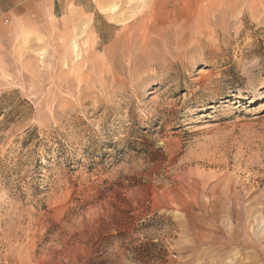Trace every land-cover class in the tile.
I'll return each instance as SVG.
<instances>
[{
  "label": "rangeland",
  "instance_id": "1",
  "mask_svg": "<svg viewBox=\"0 0 264 264\" xmlns=\"http://www.w3.org/2000/svg\"><path fill=\"white\" fill-rule=\"evenodd\" d=\"M43 6L0 26V264H264V0L60 3L61 57Z\"/></svg>",
  "mask_w": 264,
  "mask_h": 264
},
{
  "label": "crops",
  "instance_id": "2",
  "mask_svg": "<svg viewBox=\"0 0 264 264\" xmlns=\"http://www.w3.org/2000/svg\"><path fill=\"white\" fill-rule=\"evenodd\" d=\"M92 0H0V26L7 25L11 28H15L19 21L22 19H29L31 17H38L39 9L46 5L47 16L45 20L50 24V17L55 18L54 11L56 8H61L60 3H66L70 5L67 10L64 9L63 13L58 16L62 17L71 12L75 17L81 15H88L86 11V2ZM96 1V0H95ZM100 5V1H99ZM45 6H43L44 8ZM43 10V9H42ZM35 12V14H34ZM32 22V26H33ZM23 30H20L18 36L22 37Z\"/></svg>",
  "mask_w": 264,
  "mask_h": 264
},
{
  "label": "bare ground",
  "instance_id": "3",
  "mask_svg": "<svg viewBox=\"0 0 264 264\" xmlns=\"http://www.w3.org/2000/svg\"><path fill=\"white\" fill-rule=\"evenodd\" d=\"M108 11H109V14L114 15V12H115L114 6L110 7L108 9ZM196 13H197V11H196ZM66 20L67 19L64 18V17L58 19L55 16V18H52L51 23H50V28H49L50 35L53 36L54 41H56V43L58 45L57 48L59 49L58 53H59L60 57H61V55L63 56L62 53L63 52L65 53V50H67L68 47L73 52H77L78 51V46H77V43H76V40H75V32H76L75 26L74 25H70L68 27L67 25H68L69 21L67 22ZM188 20H187L188 22L186 21L185 23L178 24L177 26H176V22L177 21L173 22L170 25V27L171 26H176L175 30H174V33H173V36L177 35L179 33V31H184L185 29L196 33L197 31H199V28L201 26H204L203 27V29H204L205 27H207L210 24L209 15H207V16L205 15V17L202 18L200 21L197 18L193 19V20H191V19H188ZM186 26H188V27H186Z\"/></svg>",
  "mask_w": 264,
  "mask_h": 264
}]
</instances>
